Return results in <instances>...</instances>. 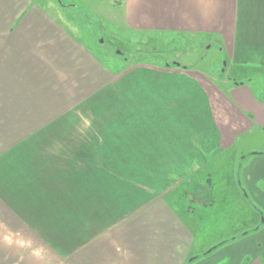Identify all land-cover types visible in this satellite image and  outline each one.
<instances>
[{"label": "crops", "instance_id": "obj_1", "mask_svg": "<svg viewBox=\"0 0 264 264\" xmlns=\"http://www.w3.org/2000/svg\"><path fill=\"white\" fill-rule=\"evenodd\" d=\"M121 8L133 28L212 36L250 80L116 70L45 5L0 0V264H264L256 210L202 256L199 218L177 206L235 200L242 182L264 200V0Z\"/></svg>", "mask_w": 264, "mask_h": 264}, {"label": "rangeland", "instance_id": "obj_2", "mask_svg": "<svg viewBox=\"0 0 264 264\" xmlns=\"http://www.w3.org/2000/svg\"><path fill=\"white\" fill-rule=\"evenodd\" d=\"M33 1L49 8L62 20L69 31L113 69H128L141 64L182 63L191 68L205 70L213 77L220 79L234 77L235 80H250V74L246 76L244 75L246 72L242 69L232 66L226 52L221 50V44L212 36L198 32L131 27L123 18L122 0ZM263 77L261 75V79L256 77V80H253L254 88L258 93L261 91L264 93ZM85 127L86 125L83 126ZM222 176L223 174L220 175ZM213 179L215 178L213 177L211 181ZM238 189L242 191H239L242 195L239 194L235 200L232 195H225L223 198L217 190L216 197L214 195L212 198L204 197L206 204L201 203L202 198L189 195L177 205L180 208L191 209L196 213V219L199 218L200 230L196 234L195 249L201 255L208 245H214L233 234L243 235L242 231L245 230L244 223L248 214L244 211L245 207L246 210L257 211L258 224L262 227L264 236V200H255L245 188L244 182L238 185ZM208 193L211 194V191ZM255 231L257 230L251 229L249 232ZM199 262L204 264L200 260Z\"/></svg>", "mask_w": 264, "mask_h": 264}, {"label": "water", "instance_id": "obj_3", "mask_svg": "<svg viewBox=\"0 0 264 264\" xmlns=\"http://www.w3.org/2000/svg\"><path fill=\"white\" fill-rule=\"evenodd\" d=\"M120 52V51H119Z\"/></svg>", "mask_w": 264, "mask_h": 264}]
</instances>
